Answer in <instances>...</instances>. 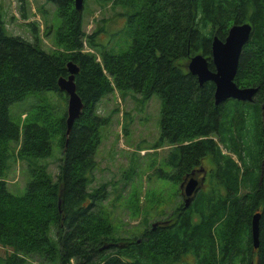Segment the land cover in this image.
Instances as JSON below:
<instances>
[{"label":"trees","instance_id":"obj_1","mask_svg":"<svg viewBox=\"0 0 264 264\" xmlns=\"http://www.w3.org/2000/svg\"><path fill=\"white\" fill-rule=\"evenodd\" d=\"M48 1L62 28L66 24L63 52L57 47L44 51L33 26L32 41L7 34L0 10V246L13 248L6 264L25 263L32 255L54 264H264V128L252 127L264 104V0H97L102 9L123 10L90 35L82 30L74 0ZM244 23L252 25V33L234 82L243 87L247 77L257 74L248 83L258 89L255 102L215 106L214 85L200 87L188 72V61L200 54L214 72V38L224 41L232 25ZM112 28L110 36L122 40L109 46V39L98 37ZM61 37L58 32L56 40ZM86 46L95 53L85 52ZM68 63L78 69L73 83L81 113L68 133L67 113L52 115L57 119L51 128L61 135L57 175L53 180L44 166H36L32 174L38 178L27 184L26 203L19 204L4 179V164L14 158L10 144L21 137L19 159L49 157L50 125L34 119L20 127L9 108L29 94H63L57 81L69 76ZM113 91L160 99L159 145L171 147L165 159L172 169L168 179L181 183L203 159L211 162L208 191H199L187 208H177L167 222L152 224L136 238L114 239L100 206L105 186L89 190L101 129L108 121L94 108ZM256 214L259 246L254 249L251 220Z\"/></svg>","mask_w":264,"mask_h":264},{"label":"rangeland","instance_id":"obj_2","mask_svg":"<svg viewBox=\"0 0 264 264\" xmlns=\"http://www.w3.org/2000/svg\"><path fill=\"white\" fill-rule=\"evenodd\" d=\"M23 1L20 3V0H0V10L3 14L7 34L32 41L31 26H33L40 40L39 45L44 51L53 53L57 47L59 52H63L65 48L64 35L67 29L66 24L62 28L63 23L57 17L56 7L48 0ZM109 7L110 5H107L105 9H102L97 0H85L83 2L81 10L82 30L86 35L94 33L98 27L105 25L106 21L113 19L114 12H122L123 10L121 6H117L114 11L110 10ZM110 23L117 27L116 21L112 20ZM115 27L113 28L117 29ZM113 28L109 30L108 34L99 35L98 39L104 42L109 39V46L112 45L111 43L116 44L117 40L121 41L122 39H118L120 35L110 36ZM58 32L62 36L59 42L63 46L56 40ZM119 50L124 51L126 47ZM84 51L95 53L87 46L84 47ZM249 79L256 81L258 79L257 74L247 77L244 80L247 85L243 84V87L240 88H255L252 83L248 84ZM64 96V93L57 94L54 92H47L42 95L33 93L27 95L25 101L15 103L9 108L11 120L17 122L20 127L34 119L40 124L50 125H47L52 152L49 157L38 160H33V157L19 159L17 153L20 150L21 137H19L18 143L10 144L14 155L13 159L17 158L5 162L4 165L7 164L5 170L7 171L4 179L8 192L17 199L14 201L19 204L26 203L27 184L38 178L35 176L36 174H32L36 166L39 168L44 166L46 174L51 176L53 180L57 175L61 157V135L56 132L58 129H52L51 125L57 119L55 117H60L63 111L67 113L68 104ZM123 96L118 91H113L103 97L94 108L97 116L106 117L108 121L101 129V143L95 153L97 168L94 171V181L89 186V190L105 186V192L102 195L105 199L100 202V206L105 213V218L111 223L114 239L138 237L152 224L168 219L169 215L180 204H183V200H191L193 196V194L187 196L183 190H180L181 183L184 181L176 183L168 179L172 169L166 164L165 159H167L171 147L167 144L159 145L160 99L153 95L149 100H143L139 95L132 92ZM32 106L35 107L32 108ZM49 107L54 108L53 114L50 116L46 114V112L50 114V111H47ZM39 110L45 111V115ZM252 127L258 131L263 129L261 114L255 117ZM235 130H239V127L237 126ZM232 141L231 146L237 149L238 142ZM261 141L260 144H264ZM232 157L234 158L235 154ZM202 163L201 166L205 168L204 172L207 173L211 168V162L205 158ZM201 173L195 175V180L197 179L198 182L203 178H200ZM206 186H208V180H204L203 192L208 191ZM12 224L19 225L20 222H13ZM52 236L54 235L52 234ZM11 249L13 248L9 247L8 249L0 246V264H6L7 258L9 259L13 255ZM22 264L54 263L48 259L42 260L38 256L32 255L26 257L25 263Z\"/></svg>","mask_w":264,"mask_h":264},{"label":"water","instance_id":"obj_3","mask_svg":"<svg viewBox=\"0 0 264 264\" xmlns=\"http://www.w3.org/2000/svg\"><path fill=\"white\" fill-rule=\"evenodd\" d=\"M84 0H74V8L80 12L83 7ZM252 33V27L249 24L233 25L227 34L224 41L214 38L211 48V59L214 65V72L208 69V62L202 55L193 56L187 66L188 72L197 78L199 86L204 83L211 82L214 87V105L219 106L229 99H234L241 102H249L254 94L258 91L257 88H240L234 78L237 73L239 57L242 48L249 41ZM69 76L60 78L57 81L58 89L67 97V133L74 121L79 117L82 110V103L75 92L74 75L78 72L77 67L72 64H67ZM264 111V104L261 107ZM196 192V182L190 179L186 183L185 194L190 196ZM259 221L260 214L253 216L251 220V239L254 249L259 246Z\"/></svg>","mask_w":264,"mask_h":264},{"label":"flooded vegetation","instance_id":"obj_4","mask_svg":"<svg viewBox=\"0 0 264 264\" xmlns=\"http://www.w3.org/2000/svg\"><path fill=\"white\" fill-rule=\"evenodd\" d=\"M247 43H248V42H247ZM212 65H213V63H212ZM210 71H211V70H210ZM256 93H257V92H256ZM256 93L254 94V96L256 95ZM254 96L251 98V100H250L249 102H241V101H238V102H241V103H243V104H248V103L255 102ZM229 100H234V99H229ZM234 101H237V100H234ZM261 111H262V110H261ZM261 115H263V121H264V111H262ZM263 128H264V123H263ZM204 171H205V170L202 169V166H200V167H197V168L195 169V172H196V173H194V172L191 173V176H190L189 178H192V177H193L192 179L195 180V175H197V173L200 174V172H202L200 178H202V177H203V178L200 180V182H198L197 179L195 180V182H196V192H195V194L192 196L191 200H190V199H185V200H183V204H180V206H179L178 208H180V207L187 208V207L189 206V204L192 202V200H193V198L195 197V195H196L199 191H203L204 180L207 181V173H205ZM189 178L186 177L185 180H183L184 182L181 183L182 186L180 187V190H183L184 193H185V187H186V183H187L186 180H188ZM165 222H167V221H164V222H162V223H165ZM159 227L161 228L162 226H159Z\"/></svg>","mask_w":264,"mask_h":264}]
</instances>
